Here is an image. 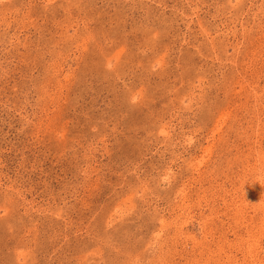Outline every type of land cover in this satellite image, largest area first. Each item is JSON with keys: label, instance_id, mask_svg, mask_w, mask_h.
Instances as JSON below:
<instances>
[{"label": "rangeland", "instance_id": "1", "mask_svg": "<svg viewBox=\"0 0 264 264\" xmlns=\"http://www.w3.org/2000/svg\"><path fill=\"white\" fill-rule=\"evenodd\" d=\"M264 0H0V264H264Z\"/></svg>", "mask_w": 264, "mask_h": 264}, {"label": "bare ground", "instance_id": "2", "mask_svg": "<svg viewBox=\"0 0 264 264\" xmlns=\"http://www.w3.org/2000/svg\"><path fill=\"white\" fill-rule=\"evenodd\" d=\"M264 207V206H263Z\"/></svg>", "mask_w": 264, "mask_h": 264}]
</instances>
